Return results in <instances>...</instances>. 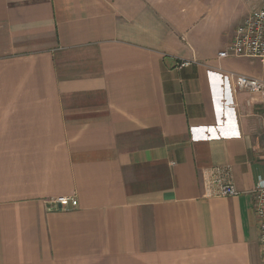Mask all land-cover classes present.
<instances>
[{
  "label": "crops",
  "instance_id": "1",
  "mask_svg": "<svg viewBox=\"0 0 264 264\" xmlns=\"http://www.w3.org/2000/svg\"><path fill=\"white\" fill-rule=\"evenodd\" d=\"M238 1L0 0V264H261L264 108L217 57Z\"/></svg>",
  "mask_w": 264,
  "mask_h": 264
},
{
  "label": "built area",
  "instance_id": "2",
  "mask_svg": "<svg viewBox=\"0 0 264 264\" xmlns=\"http://www.w3.org/2000/svg\"><path fill=\"white\" fill-rule=\"evenodd\" d=\"M218 58L247 57L255 58L264 66V0L253 8L244 20L235 27L231 41L217 54ZM191 61L184 60L179 66H187ZM225 77L234 83V89L248 91L261 96L264 108V78L251 77L234 71H225ZM205 185L213 195H237L230 171L226 167H215L206 173ZM254 209L258 221V240L260 245L261 264H264V179H260L252 190ZM55 204H77L74 197H58Z\"/></svg>",
  "mask_w": 264,
  "mask_h": 264
},
{
  "label": "rangeland",
  "instance_id": "3",
  "mask_svg": "<svg viewBox=\"0 0 264 264\" xmlns=\"http://www.w3.org/2000/svg\"><path fill=\"white\" fill-rule=\"evenodd\" d=\"M260 2H261V0H240V1H238V3L236 4L237 9H238L237 13H236V15L234 14L233 19L229 22L228 29L232 30L233 27L236 26L238 20L243 16V14L250 12L253 8H256L260 4ZM240 10H243V12L239 13ZM240 66H242V64H241V60H239L238 58L232 57L229 60V69L231 71L232 70H234V71L239 70Z\"/></svg>",
  "mask_w": 264,
  "mask_h": 264
}]
</instances>
